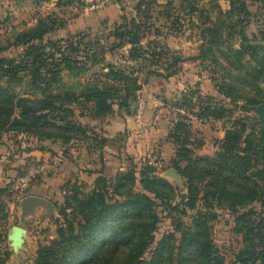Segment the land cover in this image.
<instances>
[{"label":"trees","instance_id":"1","mask_svg":"<svg viewBox=\"0 0 264 264\" xmlns=\"http://www.w3.org/2000/svg\"><path fill=\"white\" fill-rule=\"evenodd\" d=\"M56 1L58 5L61 4V0ZM228 1V10L220 9L224 13L223 19L220 18L212 26H204L209 23L211 16L208 8L199 5L201 0H167L164 5L167 12L163 11V14L168 13L170 17V13L176 12L172 22L175 31L181 30L184 15H188L192 22L198 19L193 26L199 24L201 28L203 48L197 59H206L207 51L220 46L222 34L230 27L229 19H236V23L243 19L249 22L256 17L259 19L258 12L264 10V0ZM152 2L154 0H140L136 5V15L124 17L123 22L112 30L109 35V38L114 39L111 49L121 50L128 45L130 48L120 54L119 62H107L108 71L83 85L79 94L71 88L55 89L61 79V70L74 68L70 54L79 51V42H76V47L64 45V41L44 43L45 36L59 27L64 28L65 22L54 16H41L32 28L17 33L14 40L8 38L9 43L0 46V53L11 46L27 45L29 59L16 61L0 58V77L6 76L17 83L23 80L21 72L26 74L28 71L33 93L10 94L1 91L3 88L0 87V136L4 131L16 130L31 135L41 143L46 140H60L63 144L92 141L93 146L90 148L105 146L109 139L100 137L89 124L82 123L76 108L93 103L94 118L113 113L115 105L129 111L143 89L144 82L140 76L143 70L148 74L169 78L178 64L185 60L164 49V46L156 48L153 41L143 44L146 31L154 27L148 17L151 15ZM255 3L258 8L253 11L250 6ZM230 28L233 29L231 32L240 28L239 32L244 33L237 24ZM47 46L51 47L49 52L46 51ZM260 50L264 51V46L259 47L258 53ZM97 55L99 53L94 54L95 57ZM217 64L213 56V73L217 70ZM161 69L166 73L161 72ZM248 75L256 86L255 96L250 97L249 103L257 105L264 98L259 87L260 81H264V54L263 60ZM218 91L235 103L240 98L236 87L224 80L219 84ZM80 98H84L86 103L80 104ZM192 99L184 95L178 107L185 108L187 115H176L171 121L173 125L168 136L175 146L171 165L187 181V193L180 195V203L176 202V188L160 176L158 167L149 160L141 163L139 169L118 171L111 177L99 171L88 192L78 180H68L59 208L58 238L51 245L40 247L34 264H92L96 258L94 245H83L92 233L114 237L121 233L120 241H133L128 255L114 264H146L143 257L155 240L154 233L160 222L159 207L163 211L169 210L174 232L164 234L158 241L149 264L157 263L167 243L172 244L168 260L173 264V243L177 240L175 232L181 235L177 252L179 264L183 261L182 248H191L200 264H225L226 259L219 253L211 237L210 223L218 217V209H227L236 214L237 224H242L237 231L243 234L245 247L231 264H264V125L249 126L245 117L232 119L233 112L214 98L198 104ZM193 117L199 120L231 119L213 156L195 155V140L189 121ZM22 125L28 129H22ZM254 204L260 206L259 211L249 209L239 212ZM176 209H180L181 216L189 210H195L194 226L186 228L179 216L173 215ZM117 221H121V224ZM82 246L88 255L85 256V262L79 263V257L70 258V253ZM7 256L0 252V264L5 262Z\"/></svg>","mask_w":264,"mask_h":264},{"label":"rangeland","instance_id":"2","mask_svg":"<svg viewBox=\"0 0 264 264\" xmlns=\"http://www.w3.org/2000/svg\"><path fill=\"white\" fill-rule=\"evenodd\" d=\"M99 1L101 0H61L62 5H58L56 0H0V46L8 44V38L14 40L17 33L35 26L41 16H54L53 18L65 22L64 28L59 27V29L57 28L47 34L44 43L51 40L64 41V45L76 47V42H79V51L70 54L74 61L72 64L74 68L61 70V79L55 88L61 90L71 88L79 94L83 85L97 79V77L99 78L108 71L107 62H119L120 54L130 48L128 45L121 50L111 49V43L114 39L109 38V35L117 25L123 22L124 17L131 18L136 15V5L140 0H114L102 8L94 7ZM152 3L151 15L148 17H150L149 21L154 27L146 31L147 36L143 39V44L153 41L156 48L164 46V49H169L185 60L178 64L174 69V74L169 78L164 75L148 74L143 70L140 76L145 85L138 97V99L143 98L145 101L142 115L137 116L138 99L129 111L124 108L117 109L115 105L116 110L114 111L120 114L126 113L127 116L123 115L126 118V125L125 128L122 125L121 130H117L108 139L111 140L110 144L114 146L120 144L118 150L114 149L113 153L124 168L123 171L139 169L141 163L149 160L158 167L160 176L169 180L176 188V194H178L176 202L180 203V195L187 193V181L171 165V160L167 159L173 153V146L169 142L164 143L166 137L165 130L162 128H169L171 121L178 113L187 115L185 108L178 107L183 102L184 95L189 98L192 97L196 104L214 98L233 112L232 119L233 117H245L249 126L264 125V121L257 111V108L264 105V98L257 105L249 103L250 97L255 96L256 86L251 82L248 75V72L263 60L264 51L260 50L258 53V49L260 46H264V10L258 12L259 19L256 17L250 19L249 22H247L248 19H243L236 23V19H229L228 25L230 27L237 24L238 27H242L244 33L239 32L240 28L231 32L233 29L229 27L227 32L222 34V40L218 44L220 46L214 47L212 51H207L208 57L206 59H197L203 48L201 28L199 24L197 27L193 26V23L198 22V19L192 22L188 15H184L181 30L175 31L172 22H174L173 16L176 15V12L170 13V17L168 13L163 14V11L167 12V8L164 6L167 0H154ZM204 4L209 7L211 16L209 23L204 25L205 27L217 24L221 20L220 18L223 19L224 13L220 9L226 11L229 7L227 0H201L199 5L205 7ZM175 6L177 7V2ZM250 8L256 11L257 3L251 5ZM143 18L146 20L145 14H143ZM27 47V45L11 46L0 53V58L26 61L29 59ZM50 50L51 47L47 46L46 51L49 52ZM97 53L99 55L95 57L94 54ZM213 56L218 61L217 70L214 73L211 69L213 68ZM161 72L166 73L164 69H161ZM21 73L23 80L17 83L6 76L0 77V87L3 88L1 91L10 94L31 92V75L28 71L26 74ZM222 80L236 87L240 97L238 102H232L231 98H225L218 91ZM259 87L264 93V81H260ZM78 102L80 104L86 103L84 98H80ZM92 105L93 103H88L84 107L78 106L76 108V113H80L78 118L82 123L89 124L90 127L93 125ZM195 109L198 110L197 107ZM161 118L164 122L159 123ZM189 121L192 138L195 140L193 143L195 155L213 156L218 149L222 133L230 126L231 119L199 120L193 117ZM135 125L138 128L135 129ZM24 128L28 129L22 125V129ZM114 128L112 127V130ZM97 133L100 137H105L103 133ZM134 134L143 136L139 141L134 138ZM199 142H201L200 145ZM88 143L90 146L92 141ZM89 146H87L88 150L90 149ZM62 147L61 144L52 141L41 143L31 135L16 130L4 131L1 134L0 252L3 255H8L3 264H34L40 247L51 245L58 238L59 208L64 200L65 189L63 186L67 183L65 176L68 175L65 169L61 171L57 167L59 158L64 157V159L79 164L80 162H77L74 157L80 158L81 154L84 153L86 155L84 159L89 164L94 163V168L88 165L83 166V164L81 165L83 168H81L77 164L76 167L80 171L86 169V172H89V170L98 169L101 165L100 154L92 150L87 152L83 143L75 142L65 149ZM41 164L47 165L45 171L36 173L26 185H23L21 179ZM169 169H173L177 175H167L166 172ZM50 172L55 173L51 181L48 176ZM74 178L85 186V192L91 190V179H82L78 176H74ZM44 183L50 186L46 187L43 185ZM42 185L43 189H38ZM36 192L47 198L51 202V207L39 205L24 213L23 199L29 195L37 194ZM149 195L153 197L152 194ZM252 206L253 208H251ZM252 206L240 209L239 212L249 209L259 211L260 206L258 204ZM179 210H173V215L179 216L186 228L193 227L195 210H189L186 215L182 216L179 214ZM158 211L160 222L158 230L154 233L155 240L143 257L146 264L151 262V253L163 235L174 232V226L171 224L168 214L169 210L163 211V208L159 207ZM217 213L218 217L210 223L211 237L219 253L226 259L225 264H231L245 247L243 234L237 231L238 226L241 227L242 224H237L236 214L234 215L227 209H218ZM5 214L7 217L4 216ZM117 222L121 224V221ZM14 226H22L26 229L24 241L17 249L12 246L9 239ZM175 234L177 240L173 243V264H179L177 252L181 235L180 232H175ZM106 235L104 233H92L83 243V245L90 243L94 245L93 252L96 258L92 264L117 263L125 258L132 249L133 241L132 243L120 241L121 233L115 237ZM171 245V243H167L165 248L161 250L160 259L156 264H170L168 256ZM182 250V264H200L191 248H182ZM86 255L88 253L82 246L74 249L70 253V258L77 256L80 259L79 263H82L85 262Z\"/></svg>","mask_w":264,"mask_h":264},{"label":"crops","instance_id":"3","mask_svg":"<svg viewBox=\"0 0 264 264\" xmlns=\"http://www.w3.org/2000/svg\"><path fill=\"white\" fill-rule=\"evenodd\" d=\"M228 1V0H227ZM229 2V1H228ZM205 8H209V7H206L207 5L204 4ZM229 8V7H228ZM145 85V83H143V86ZM117 109H119L117 107ZM114 110H116L114 108ZM114 114H116V116H113ZM123 115L127 116L126 113L125 114H120L119 112H116L114 111L113 113L111 114H108L106 116H103V117H100V118H92L93 120V125L92 127L97 131V132H100V133H103L104 136L106 138H110L112 137L115 132L117 130H121V126L123 125V128H125L124 126L126 125V118L123 117ZM111 117V118H110ZM195 118V117H194ZM164 122V120L161 118L159 123H162ZM84 124H87L86 122H84ZM171 126L168 127H163L162 130H165V137L164 138V143H170L171 146H173V153L171 156H169L167 159L171 160L173 155H174V151H175V146L172 142H170L171 140L169 139V132L171 130V127H172V122L170 123ZM159 125V124H158ZM134 126V125H133ZM112 127H115L113 130H112ZM100 128V129H99ZM128 128H130L128 126ZM138 128L136 125H135V129ZM99 130V131H98ZM141 130V129H140ZM138 130V131H140ZM137 132V131H136ZM224 135H225V130L224 132L222 133L221 137L219 140H222L224 138ZM134 138H136V140H139L140 141V138L143 136H140V135H133ZM121 139V138H120ZM167 140V142H166ZM46 141H52V140H46ZM111 140H108L107 144L101 148H90V146L92 144H90L89 146V141H76V142H79V143H83L85 145V149L87 152H89V150H92L94 152H98L100 154V160H101V165L98 167V169H93V170H89V172H86L87 170L86 169H82L80 171V169H78L76 166L78 163L72 161V160H67V159H64V157L62 158H59L60 161L57 163V167H59V170H66V172L68 173V175H66L65 177V182H67L68 180H72V181H75L76 179L74 178V176H78L82 179H91L92 182V187H93V184H94V180L96 179V177L98 176V172L99 171H103L105 175L111 177V176H114L118 171H122L124 170V168L120 165V163L118 162V158L114 155L113 153V150L116 149L118 150V146H120V144H118V146H114L113 144H110ZM54 142V141H52ZM57 143L61 144L63 147V149L69 147L70 145H72L73 143L71 144H63L60 140L56 141ZM89 146V150L87 149ZM93 146V145H92ZM72 151V150H71ZM84 157H86V155L83 153L81 154L80 158H77V156L74 157V159L77 160V162H80L78 165H80L81 168H83L81 165L83 164V166L85 165H88L89 167H92L94 168V163L92 164H89L85 159ZM81 160V161H80ZM146 161V160H145ZM61 162H63L61 164ZM96 167V166H95ZM56 171V170H55ZM55 175V173L53 174V172H50L48 174L49 176V180L51 181L53 178V176ZM74 175V176H73ZM72 178V179H71ZM44 186L46 187H49L50 185H47V184H43ZM43 185L40 186L38 189H43ZM62 187V186H61ZM62 189V188H61ZM63 189H65V186H63ZM39 196H41L39 194V192H36ZM37 194H33V195H37ZM43 197V196H42ZM45 198V197H44ZM47 199V198H45ZM48 200V199H47Z\"/></svg>","mask_w":264,"mask_h":264},{"label":"water","instance_id":"4","mask_svg":"<svg viewBox=\"0 0 264 264\" xmlns=\"http://www.w3.org/2000/svg\"><path fill=\"white\" fill-rule=\"evenodd\" d=\"M257 111L260 113L262 121H264V105L260 108H257ZM166 174L173 176L177 175L173 169H169ZM39 205L51 207V202L39 195H29L23 199V212L27 213L35 206ZM25 234V228H23L22 226H14L12 233H10L9 235V239L11 240V244L15 249H17L23 243Z\"/></svg>","mask_w":264,"mask_h":264},{"label":"built area","instance_id":"5","mask_svg":"<svg viewBox=\"0 0 264 264\" xmlns=\"http://www.w3.org/2000/svg\"><path fill=\"white\" fill-rule=\"evenodd\" d=\"M110 1H114V0H101L94 7L102 8L106 4H108ZM144 108H145V101L143 98H139L138 104H137V116L138 117H140L142 115ZM46 168H47V165L41 164V165L37 166L35 169H32L29 174H27L25 177H23L21 179L23 185H26L27 182L30 180V178L34 177L36 173L44 172Z\"/></svg>","mask_w":264,"mask_h":264}]
</instances>
